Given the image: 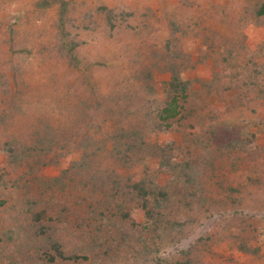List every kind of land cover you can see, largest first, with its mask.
Listing matches in <instances>:
<instances>
[{"label": "rangeland", "instance_id": "obj_1", "mask_svg": "<svg viewBox=\"0 0 264 264\" xmlns=\"http://www.w3.org/2000/svg\"><path fill=\"white\" fill-rule=\"evenodd\" d=\"M261 1L0 0V114L6 115L0 125V168L8 162L3 143L17 142V148L33 145L32 134L41 130L50 149L43 154L47 164L35 173L38 180L59 177L79 162L82 173L74 170L73 175L88 186L79 188L78 194L85 191L94 199L111 189L116 178L165 186L170 177L161 172L160 161L149 148L139 146L131 149L127 160L118 159L130 145L121 140L140 131L147 112L163 100L170 74L156 70L169 56L165 40L171 41L170 53L191 56L194 67L181 71L180 78L190 81L194 92L202 93L216 74L225 80L238 78L251 88L246 99L235 100L237 90L224 93L233 100L231 108L222 109L217 95H211L209 102L223 110L219 116L226 125L249 139L245 149L263 150L264 17L256 13ZM61 3L67 4L65 39L75 44L68 53L59 28ZM226 36L237 39L229 48L245 53L231 61L233 71L224 72L206 48L219 46L217 37ZM148 74L152 78L147 83ZM148 140L151 145H178L182 134L171 129L151 133ZM37 190H26L16 173L0 184V199L5 201L0 208L1 244L37 239L24 222L29 213L25 218L17 214L18 203L23 196H32L35 203L61 196L56 184L47 191L45 186ZM203 190V201L193 211H177L174 203L170 216L180 226L166 223L155 231L144 230V211L136 203L128 208L138 227L124 223L118 227L116 218L107 219L106 204L100 201L92 225L84 228L87 239L79 243L87 249L88 264H177L180 252L203 244L206 249L198 254V264H264V173L254 183H245L234 197L237 203L227 206L215 200L211 186ZM55 204L50 203V209ZM56 210L61 206L56 204ZM70 222L71 216L62 224ZM243 243L250 251L240 249ZM5 257L0 255V264H15L10 258L3 261Z\"/></svg>", "mask_w": 264, "mask_h": 264}, {"label": "trees", "instance_id": "obj_2", "mask_svg": "<svg viewBox=\"0 0 264 264\" xmlns=\"http://www.w3.org/2000/svg\"><path fill=\"white\" fill-rule=\"evenodd\" d=\"M61 4L58 16L59 28L65 39L68 36L67 22L64 20L67 4ZM45 5L49 6L50 2ZM256 6L257 15L264 17V0ZM110 18H112L111 15H109ZM234 39H236L234 36L220 39L217 37L216 42L219 46L209 45L206 48L208 56L216 61V65L224 72L233 71L231 61L233 64L238 56L245 53L241 51V48L238 51H235L234 47L229 48L236 44L237 39ZM238 41H243V38H238ZM63 44L68 46L67 53L75 48V44L67 42L66 39L63 40ZM172 50L171 41L165 40L164 51L169 56L156 70L170 74L169 80L164 82L163 100L153 111L147 112L144 118L145 124L140 127V131H136L135 135L128 139L121 140L123 144L128 142L130 145H127L128 148L124 151L123 157L118 158L121 162L125 161L131 149L136 150L139 146L141 149L147 147L152 155L159 159L161 172L169 175L168 183L160 187L148 180L133 183L131 180L116 178L111 189L107 188L108 190L100 199H94V195H89L85 191H82V195L78 194L79 188L83 185L84 188L88 186L86 183L82 185L79 177L73 175L74 170L82 173L79 162L80 166L77 163L73 169L69 167L62 170L59 177L37 179L35 173L40 166L47 164L43 154L46 155V151L50 149L45 143L47 141L45 132H41L39 127L37 129L40 132L35 130L32 134V137H35L33 145L24 144L17 148V142L10 141L9 145L3 143L5 147L2 152L8 162L6 166L4 164L0 168V184L6 177L16 173L25 183L26 190L38 189L39 192L45 186L47 191L56 184L61 193L58 200L41 198L36 203L31 199L32 196H23V200L18 203L17 214L25 218L29 213L28 219L24 222L28 233H32L37 239H29L28 243L17 240L9 244H1L3 240L0 237V255L7 256L3 261L10 258L15 264H88V256L85 254L87 249L84 246L80 247L79 243L81 240L86 241L87 235L84 228L92 225L90 222H93L94 211L97 210L100 201L103 205L106 204L103 210L107 212V219L116 218L115 225L118 224V227L122 223L138 227V224L131 220V211L128 208L130 204L136 203L144 211L146 219L145 225H142V227L145 226L144 230L150 227L153 230L160 229L166 223L173 228V226H180L173 222L175 216L171 217L174 203L177 205V211L179 209V211H193L200 204L198 201H203L201 194L205 186H211L212 190L216 191L215 200L221 206H227L232 202L237 203L234 197L240 194V189L245 187V183H254L258 176L264 173V159L260 158L264 155V149L258 151L245 149L244 145H249V139L246 136L242 137L231 126L226 125L219 116L222 109H227L225 106L231 108L233 104L232 98L227 99L224 93L237 90L235 100L241 99V96L246 99L251 94V88L248 89L238 78L225 80L223 76L216 74L215 80L206 83L202 93L198 94L192 90L190 81L180 78L181 71L194 67L191 56L175 50L174 53H170ZM238 68L241 69L242 66ZM144 78L148 83V79L152 77L148 74ZM151 93L153 94V91ZM211 95H217L220 98L222 109L211 106L209 102ZM5 121L6 115L0 114V125ZM171 129L180 130L181 144L177 145L173 142L164 145L150 144L148 137L151 133L166 132ZM122 137V134L119 135V138ZM114 138L117 139V137ZM38 147L41 151L37 150ZM72 189L75 191L72 192ZM70 199L74 204L73 207L68 201ZM4 203L5 201L0 199V208L4 206ZM50 203L61 206V210L55 211L56 204L50 209ZM70 216L72 222L68 226L63 225L62 221ZM101 216L103 217L104 214L102 213ZM65 224L68 223L65 221ZM251 227L255 230L253 226ZM99 229H94L93 232ZM159 237L157 235V238ZM245 246L246 244L243 243L240 249L244 252L250 251ZM205 249L206 246L203 244L202 247L193 246L180 252L179 256L175 257L178 260L177 264H198L200 259L197 256Z\"/></svg>", "mask_w": 264, "mask_h": 264}]
</instances>
